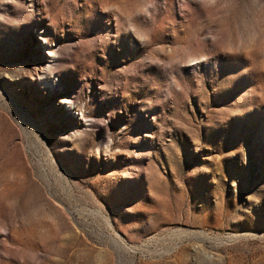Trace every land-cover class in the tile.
Masks as SVG:
<instances>
[{
	"label": "rangeland",
	"instance_id": "obj_1",
	"mask_svg": "<svg viewBox=\"0 0 264 264\" xmlns=\"http://www.w3.org/2000/svg\"><path fill=\"white\" fill-rule=\"evenodd\" d=\"M0 264H264V0H0Z\"/></svg>",
	"mask_w": 264,
	"mask_h": 264
},
{
	"label": "bare ground",
	"instance_id": "obj_2",
	"mask_svg": "<svg viewBox=\"0 0 264 264\" xmlns=\"http://www.w3.org/2000/svg\"><path fill=\"white\" fill-rule=\"evenodd\" d=\"M52 56H53V54H52Z\"/></svg>",
	"mask_w": 264,
	"mask_h": 264
}]
</instances>
